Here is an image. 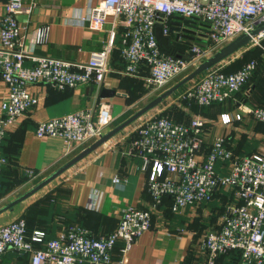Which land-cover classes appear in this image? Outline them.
<instances>
[{"label": "built area", "instance_id": "2783aa9c", "mask_svg": "<svg viewBox=\"0 0 264 264\" xmlns=\"http://www.w3.org/2000/svg\"><path fill=\"white\" fill-rule=\"evenodd\" d=\"M22 8V0H7L0 22V75L9 89L0 103V175L8 164L2 147L6 133L38 102L27 85L49 82L57 88H74L94 82L100 86L110 70L113 50L110 40L85 62L27 51L17 18ZM108 14L120 18L125 26L120 49L125 61L123 73L136 76L145 67L149 85L159 90L221 45L256 26L264 19V0H102L90 6L89 13L81 18L90 28L102 29ZM157 27L170 37L174 50L161 46ZM43 37L44 29L38 28L36 41ZM26 59L33 65H26ZM258 65L257 58L232 71L219 64L190 80L177 100H192L204 106L224 102L243 87ZM157 109L143 114L130 128L134 135L132 149L143 158L142 167L147 171V189L154 201L151 208L128 206L116 228L102 234L70 225L58 236L47 239L43 230L29 234L23 217L4 222L0 224V264L2 254L9 248L29 252L32 264H127L123 258L113 260L114 246L122 239L126 252L151 227L152 212L165 197L171 198L172 210L180 212L188 205L211 201L219 188L232 190L234 200L221 224L203 236V248L210 258L238 249L246 264H264V142L256 151L235 155L226 134L221 133L203 151V117L181 121L158 113ZM246 114L264 122V106L232 114L224 112L221 122L228 125ZM112 119L107 105L97 111L81 109L39 122L35 134L61 137L70 151L98 138ZM27 172L35 175L34 169Z\"/></svg>", "mask_w": 264, "mask_h": 264}, {"label": "crops", "instance_id": "0c3cea01", "mask_svg": "<svg viewBox=\"0 0 264 264\" xmlns=\"http://www.w3.org/2000/svg\"><path fill=\"white\" fill-rule=\"evenodd\" d=\"M22 1L23 8L17 18L23 28L21 39L27 51L85 62L94 51L104 48L110 40L113 42V50L110 70L100 86L94 82L74 88H57L49 82H32L27 85L38 102L16 120L3 140L2 147L8 164L0 175V206L30 189L94 141L90 140L69 151L61 137H38L35 129L39 122L81 109L94 108L97 111L100 106L107 105L113 117L107 131L150 99L144 104L137 101L145 88L150 87L153 91L147 80V68H140L136 76L123 73L125 61L120 53L125 29L123 21L108 14L102 29H92L87 21L82 20L81 17L89 13L90 6L102 0ZM6 2L0 0V22L6 11ZM38 28L44 29V37L40 42L36 41ZM260 59L255 73L248 80H251L250 85L258 81L249 91V98L235 100L238 91L226 102L216 104L230 101L236 111L264 106V52L260 54ZM227 61L222 63L226 64ZM25 64L31 66L33 61L26 59ZM103 89L110 93L102 95ZM8 90L0 75V103ZM136 103L140 104L138 108L129 113V108ZM224 112L232 114L235 111L225 109L219 114L207 115L194 113L190 107L183 106L179 120L188 121L197 115L205 119L203 151L221 133L226 134L232 148L231 140L239 139L240 134H243L238 129V123L247 127L246 134L242 135L247 137L242 142V153L258 150L264 142V126L247 114L241 120L223 124L221 114ZM130 128L131 124L16 205L13 210L0 214V224L23 217L29 234L34 230H43L47 239L58 236L70 225H81L94 234H102L116 228L123 210L128 206L151 208L154 201L147 189V171L142 167L143 158L132 149L134 135ZM234 128L240 130V134L236 135ZM27 169H34L35 175L30 176ZM116 177L119 178L117 182ZM232 194L229 188H219L211 201L188 205L180 212H174L171 198L165 197L152 212L151 227L143 231L126 252H123L125 241H117L112 250L113 260L123 258L127 264H246L234 252L210 258L201 243L208 230L221 224L228 205L234 200ZM1 264H32L31 255L9 248L1 256Z\"/></svg>", "mask_w": 264, "mask_h": 264}, {"label": "water", "instance_id": "95a60500", "mask_svg": "<svg viewBox=\"0 0 264 264\" xmlns=\"http://www.w3.org/2000/svg\"><path fill=\"white\" fill-rule=\"evenodd\" d=\"M173 29H171L172 31ZM264 34V19L258 22V24L248 31H244L234 37L232 40L228 41L227 43L218 47L212 54L203 58L197 65L188 73H186L183 77L177 80L175 83L164 89L163 91L159 92L157 95L151 97L143 106H141L137 111H135L132 115L127 117L121 123L117 124L116 126L112 127L111 129L105 131L101 134L98 138L92 141L89 145L79 151L76 155L70 158L68 161L57 167L55 170L44 176L41 180H39L36 184H34L30 189L23 193H19L14 199L7 202L6 204L0 206V214L13 210L16 205L45 187L47 184L52 182L55 178L69 169L71 166L88 156L91 152L97 149L99 146L104 144L108 141L111 137L115 134L120 132L122 129L127 127L128 125L135 122L139 117H141L146 112L155 109L160 106V104L169 96H171L175 91L179 88L184 86L190 80L195 78L196 76L200 75L201 73L211 69L224 60L238 52L239 50L243 49L250 43H252L256 38L261 37ZM156 36L161 44V46L167 50H174V46L170 43V37L165 35L162 32L160 27L156 28ZM182 52L177 53L180 56ZM257 80L252 83L249 87V91H251L255 85L257 84ZM112 92V91H111ZM110 93L109 90L103 89L101 92L102 95H107Z\"/></svg>", "mask_w": 264, "mask_h": 264}, {"label": "rangeland", "instance_id": "374dc122", "mask_svg": "<svg viewBox=\"0 0 264 264\" xmlns=\"http://www.w3.org/2000/svg\"><path fill=\"white\" fill-rule=\"evenodd\" d=\"M261 49H264V36H262L261 38H258L257 41H255L254 43H250L248 46L244 47L243 49L239 50L238 52H236L235 54H233L232 56H230L228 59V61L226 62V64L224 63H220V67H222L223 69L226 70H233L236 69L237 67H239L242 63H245L247 60L254 58ZM237 55V56H236ZM197 65V64H196ZM196 65H193L188 71H191ZM185 74L180 75L179 77L175 78L173 81H171L169 84H167L166 86H164L162 89L169 87L170 85H172L173 83H175L177 80H179L181 77H183ZM250 81H247L243 87L241 88V90L238 92V94L236 95L235 100L240 101L242 98H249V96L251 95V93H249V87H250ZM162 89H159L162 90ZM158 90H150V87L145 88V91L141 94H139L138 96V100L139 102H141V104H144L149 98L157 95L159 93ZM231 104V106H230ZM139 103H136V105L132 106L129 108V113L134 112L139 106ZM183 106H188L192 109V112H196V113H202V114H219L222 110L228 109L229 111L233 112L236 110L233 107V104L229 101L225 104H213V105H208V106H199V105H194L193 103H179V100H177V94H175L174 96H170L168 98H166L158 107L157 111L158 113L164 114V115H169L171 117L174 118H181L182 114V107ZM233 112V113H235ZM259 125L264 126V124H262V122L257 121ZM239 126L238 129H240L242 131L243 134H240V130L237 131V128H234L233 130L236 131V135L240 134L239 139L238 138H234L233 140H231V145H232V149L234 151L235 154H240L242 153L241 148L243 147L242 142L244 140H247V137H244L242 135L246 134V129L247 127H244L241 124H237ZM234 137V136H233ZM37 178V177H36Z\"/></svg>", "mask_w": 264, "mask_h": 264}, {"label": "trees", "instance_id": "16d2710c", "mask_svg": "<svg viewBox=\"0 0 264 264\" xmlns=\"http://www.w3.org/2000/svg\"><path fill=\"white\" fill-rule=\"evenodd\" d=\"M167 50V49H166ZM264 52V49H261L260 50V52L254 57V58H257V59H259V64H260V54L261 53H263ZM243 64V63H242ZM241 64V65H242ZM240 65V66H241ZM239 66V67H240ZM239 67H237V68H239ZM236 68V69H237ZM224 70H226V69H224ZM233 70H235V69H233ZM226 71H232V70H226ZM187 85V83L184 85V86H182L181 88H179L177 91H175L171 96H174L175 94H179L182 90H183V88L185 87ZM241 90V89H240ZM239 90V91H240ZM228 100V99H227ZM226 100V101H227ZM226 101H224V102H226ZM180 103H194V104H198L197 102H195V101H192V100H185V101H179ZM224 102H216V103H224ZM216 103H213V104H216ZM213 104H211V105H213ZM200 105V104H199ZM201 106H204V105H201ZM208 106V105H207ZM181 113H182V111H181ZM180 113V114H181ZM169 116V115H168ZM174 118V117H173ZM175 119H177V120H179L180 118H175ZM261 122V121H260ZM253 152V151H252ZM248 153H251V152H246V153H244V154H248ZM243 153H242V155H244ZM235 155H241V154H235ZM216 193V192H215ZM215 195V194H214ZM233 195V194H232ZM169 198V197H168ZM231 252H234V253H236V254H238V256L240 257V259L242 258L241 257V252H240V250H238V249H234V250H230V251H228V252H226V253H231ZM226 253H222V254H220V255H223V254H226Z\"/></svg>", "mask_w": 264, "mask_h": 264}]
</instances>
